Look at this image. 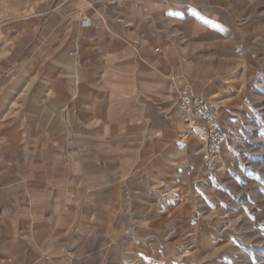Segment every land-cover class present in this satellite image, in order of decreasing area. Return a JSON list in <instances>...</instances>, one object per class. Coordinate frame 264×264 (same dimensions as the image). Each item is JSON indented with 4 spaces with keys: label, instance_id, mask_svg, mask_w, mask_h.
Instances as JSON below:
<instances>
[{
    "label": "crops",
    "instance_id": "crops-1",
    "mask_svg": "<svg viewBox=\"0 0 264 264\" xmlns=\"http://www.w3.org/2000/svg\"><path fill=\"white\" fill-rule=\"evenodd\" d=\"M219 2L0 9V264H73L79 241H119L138 190L200 153L180 89L224 104L264 49L257 17Z\"/></svg>",
    "mask_w": 264,
    "mask_h": 264
},
{
    "label": "rangeland",
    "instance_id": "rangeland-1",
    "mask_svg": "<svg viewBox=\"0 0 264 264\" xmlns=\"http://www.w3.org/2000/svg\"><path fill=\"white\" fill-rule=\"evenodd\" d=\"M17 1L0 0V9ZM220 1L244 19L257 17L264 30V0ZM229 94L215 105L219 124L231 130L222 158L204 161L202 126L190 114L189 138L200 153L163 184L138 190L119 241H79L73 264H264V49Z\"/></svg>",
    "mask_w": 264,
    "mask_h": 264
},
{
    "label": "built area",
    "instance_id": "built-area-1",
    "mask_svg": "<svg viewBox=\"0 0 264 264\" xmlns=\"http://www.w3.org/2000/svg\"><path fill=\"white\" fill-rule=\"evenodd\" d=\"M179 95V109L191 113L194 116L193 124L198 123L202 126L203 138L206 142L204 161L209 165L216 164L222 158L231 134L230 129L219 124V107L198 95L189 86L181 88Z\"/></svg>",
    "mask_w": 264,
    "mask_h": 264
}]
</instances>
